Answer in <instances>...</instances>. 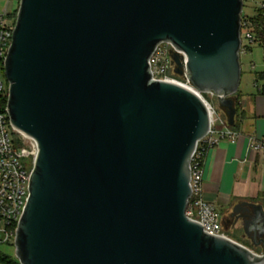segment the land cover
<instances>
[{"label": "water", "instance_id": "water-1", "mask_svg": "<svg viewBox=\"0 0 264 264\" xmlns=\"http://www.w3.org/2000/svg\"><path fill=\"white\" fill-rule=\"evenodd\" d=\"M242 9L243 0H19L5 108L37 144L13 239L19 264H264V253L186 216L209 114L149 66L170 42L186 56L183 66L173 54L175 73L214 95L233 126ZM240 212L264 250L262 205L242 201L231 215Z\"/></svg>", "mask_w": 264, "mask_h": 264}, {"label": "built area", "instance_id": "built-area-1", "mask_svg": "<svg viewBox=\"0 0 264 264\" xmlns=\"http://www.w3.org/2000/svg\"><path fill=\"white\" fill-rule=\"evenodd\" d=\"M257 7L264 9V1L259 2ZM13 27V20L8 16V13H1L0 67L2 69L11 42ZM240 37V52H244L246 51L245 47L254 42L250 23L247 20H241ZM175 52L180 54L183 66H185L186 56L182 51L177 50L170 42H161L157 45L149 58L152 79L173 82L194 91L206 105L210 121L208 133L197 142L191 157V196L187 201L185 214L190 219L200 223L204 232L228 237L220 211L215 204L205 200L202 196V165L208 148L217 144L221 139L234 142L238 134L231 129L226 114H222L206 97L208 93H200L194 90L185 72L181 75L175 73L176 65L172 58ZM7 89V82L5 85L0 79V93L7 96ZM15 134L18 135L19 142H17ZM250 142L255 151L264 153V139H252ZM36 152L35 140L17 133L13 129L6 108H4L0 112V243H10L14 239L18 219L29 196V177ZM27 159H31L32 163L29 168L25 165ZM250 250L257 255L264 253L263 249L260 251Z\"/></svg>", "mask_w": 264, "mask_h": 264}, {"label": "crops", "instance_id": "crops-1", "mask_svg": "<svg viewBox=\"0 0 264 264\" xmlns=\"http://www.w3.org/2000/svg\"><path fill=\"white\" fill-rule=\"evenodd\" d=\"M15 4L16 0H0V14H10ZM258 4L255 3L252 14ZM250 51L240 52V55ZM254 66V63H248L247 67L254 73L251 87L247 86L243 91L239 88L235 94L239 101L237 139L234 142L221 139L208 148L203 158L202 196L215 204L221 214L223 211L229 216L235 205L242 201L259 203L264 209V153L255 151L250 142L264 139V95L255 83L256 72L263 69V52L261 70L253 71ZM222 218L228 219L223 214Z\"/></svg>", "mask_w": 264, "mask_h": 264}, {"label": "rangeland", "instance_id": "rangeland-1", "mask_svg": "<svg viewBox=\"0 0 264 264\" xmlns=\"http://www.w3.org/2000/svg\"><path fill=\"white\" fill-rule=\"evenodd\" d=\"M260 0H243V9H242V13L243 14H252V10L253 7L255 6V3H259ZM18 7V1H16L15 7L14 9L17 10ZM15 22V20H13V23ZM240 63H241V79H240V85L239 88L240 90H245V88L251 87L252 85V81L254 78V73L251 71L247 70L248 67V63H254V70L253 71H259L262 68V48L259 45H252L251 47V51L247 54H241L240 55ZM249 68V67H248ZM0 79L4 82V84L6 85V79L4 77L3 74V69L0 67ZM206 97L210 100V102H212L217 108H220L218 106V102L215 96H213L212 94H207ZM235 96H232V98L234 99ZM222 113V112H221ZM223 114V113H222ZM16 136V140L17 142H19V138L18 135ZM25 165L29 168L31 167L32 163H31V159H27V161L25 162ZM223 217L224 218H228L229 219V223L227 224V229H225L227 235L229 238H231L232 240L246 246L247 248H250L254 251H260L262 249L261 246H256L258 248H256L253 245V241L251 240V238H248L243 229H242V225L241 223H237L236 226L233 225L234 221L232 218H230L229 213H224L222 211ZM221 214V215H222ZM258 240V238H257ZM0 252H2L3 254L7 255L10 258H13L15 260H17V258L15 257L14 254V246L9 244V243H0ZM18 261V260H17ZM19 263V262H18ZM0 264H5L0 262Z\"/></svg>", "mask_w": 264, "mask_h": 264}, {"label": "trees", "instance_id": "trees-1", "mask_svg": "<svg viewBox=\"0 0 264 264\" xmlns=\"http://www.w3.org/2000/svg\"><path fill=\"white\" fill-rule=\"evenodd\" d=\"M19 3V0H16ZM17 10L14 9L13 12L8 14V16L15 20ZM241 20H247L250 23V31L253 33L254 42L253 44H258L262 48L263 52V69L259 72H256L255 83L260 88L261 93L264 95V9L256 7L252 15H246L241 13ZM251 45L245 47L246 51L251 50ZM261 83V84H260ZM234 106L236 109L234 125L231 126L232 130L236 129V121L238 116L239 101L237 97H234ZM6 107V95L0 93V112ZM220 112L225 114V111L222 108H218ZM17 135V134H15ZM9 244L13 245V241ZM0 262L5 264H19L17 260L8 257L7 255L0 252Z\"/></svg>", "mask_w": 264, "mask_h": 264}, {"label": "flooded vegetation", "instance_id": "flooded-vegetation-1", "mask_svg": "<svg viewBox=\"0 0 264 264\" xmlns=\"http://www.w3.org/2000/svg\"><path fill=\"white\" fill-rule=\"evenodd\" d=\"M241 214H242V212H240L239 214L234 213L233 215H230V218H232L235 223H241L243 220V218L240 217ZM256 248H258V247H256Z\"/></svg>", "mask_w": 264, "mask_h": 264}]
</instances>
